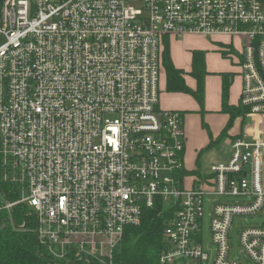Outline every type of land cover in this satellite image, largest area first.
<instances>
[{
  "label": "built area",
  "instance_id": "built-area-1",
  "mask_svg": "<svg viewBox=\"0 0 264 264\" xmlns=\"http://www.w3.org/2000/svg\"><path fill=\"white\" fill-rule=\"evenodd\" d=\"M263 6L0 0L1 222L31 230L52 264H116L125 227L159 204L173 210L159 264H248L230 254L229 231L234 216L264 207ZM187 34L239 39L248 118L227 158L190 187L182 112L159 99L165 40ZM205 198L213 251L202 246ZM239 241L251 264H264V224L242 228Z\"/></svg>",
  "mask_w": 264,
  "mask_h": 264
},
{
  "label": "crops",
  "instance_id": "crops-1",
  "mask_svg": "<svg viewBox=\"0 0 264 264\" xmlns=\"http://www.w3.org/2000/svg\"><path fill=\"white\" fill-rule=\"evenodd\" d=\"M264 5V0H263ZM264 7V6H263ZM169 53L175 67L186 72L184 81L190 88H195V79L188 74L191 70L192 50L205 51L204 63L208 74L205 76L204 106L188 93L169 92L166 90V76L162 69L159 78L160 106L164 109H174L182 112L183 131L185 135V147L183 152V168L196 170L197 174L183 175V182L187 187L195 184L198 177H204L209 168L202 165L203 156L213 147L200 151L209 144L210 139L216 140L229 120V114L221 110L222 73H233L231 79L228 103L238 105L240 102L242 79L240 75L239 61L240 41L229 36H201L187 34L180 38H167ZM237 48V50H236ZM234 49L236 53H234ZM225 53V55H223ZM240 119L238 131L228 130V136L222 141L225 144L232 137L238 136L248 126V118ZM244 120L246 125L242 126ZM233 122V124H235ZM232 124V125H233ZM219 143L215 144L217 146ZM220 162V161H219ZM210 167V166H209Z\"/></svg>",
  "mask_w": 264,
  "mask_h": 264
},
{
  "label": "trees",
  "instance_id": "trees-1",
  "mask_svg": "<svg viewBox=\"0 0 264 264\" xmlns=\"http://www.w3.org/2000/svg\"><path fill=\"white\" fill-rule=\"evenodd\" d=\"M205 51L192 50L191 70L188 72L195 81V88H190L184 81L186 72L174 66L169 53V44L165 41L162 52V69L165 71L166 85L169 92L190 94L200 105L204 106L205 76L208 74L204 63ZM225 55V53L223 54ZM221 110L229 114V120L216 140L210 139L203 150L221 143L227 136L228 130L237 117H244L246 107L228 103V94L233 73H222ZM197 174L196 170L183 168L180 175ZM18 222L23 221L25 209L18 206L14 210ZM0 214V264H52L38 253L36 238L30 230H13L9 225H1ZM173 216V210H164L159 204L148 207L143 211L141 221L137 225L126 226L119 245L114 252L116 264H159L158 258L164 249L165 242L161 236L167 221ZM33 225V220H29Z\"/></svg>",
  "mask_w": 264,
  "mask_h": 264
},
{
  "label": "rangeland",
  "instance_id": "rangeland-1",
  "mask_svg": "<svg viewBox=\"0 0 264 264\" xmlns=\"http://www.w3.org/2000/svg\"><path fill=\"white\" fill-rule=\"evenodd\" d=\"M237 50V48H236ZM236 50L234 49V53H236ZM232 125V131L236 132L240 128V119ZM247 120H244L241 124L242 126L246 125ZM264 127V124L262 125ZM227 145L224 142L219 143L217 146H214L212 149H210L208 152H206L203 156L202 165L204 167L209 168V166L219 162L223 161L227 158ZM219 201H229V202H236L240 201L241 198L238 197H217ZM210 212V206L209 202L207 201V198H205V212L204 217L202 221V246L204 249H211L213 251L214 244L211 239V231H210V218L208 213ZM264 224V207L262 208L260 213L254 214V215H238L233 217V222L231 229L229 231V245H230V254L235 257L239 258L241 262H246L248 264H251V261L248 257L245 256V253L242 250V247L240 245L239 241V233L240 230L247 226H258ZM1 225H7L5 222H1ZM206 264V263H203Z\"/></svg>",
  "mask_w": 264,
  "mask_h": 264
}]
</instances>
